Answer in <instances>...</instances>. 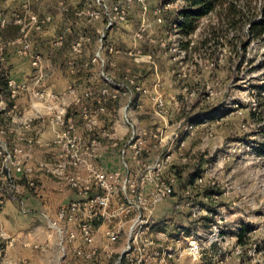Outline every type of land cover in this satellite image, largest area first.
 <instances>
[{"label": "rangeland", "instance_id": "obj_1", "mask_svg": "<svg viewBox=\"0 0 264 264\" xmlns=\"http://www.w3.org/2000/svg\"><path fill=\"white\" fill-rule=\"evenodd\" d=\"M117 1L102 0L108 5ZM151 1L156 3V8L153 5L154 9L150 13ZM147 2V13H144L140 3L132 2L127 10V21L117 23L111 28L106 27V13L99 0H0V16L14 19L20 14L25 17L24 20L27 16L24 26L27 39L33 44V53L38 49L36 47H40L41 41L49 40L46 45H49L52 56H46L43 77L39 79L38 84L51 81L55 77H51V69L55 71L56 67L61 69V76L67 80L68 66H72L70 60L71 63H79V60L89 58L91 52L89 44L86 45L88 41L82 48L86 51L84 56H78L79 53L71 47L74 54L69 51L67 59L61 57L58 47L63 44L59 41L64 28L74 27L72 33L69 30L71 36L67 35L69 42H76L82 36L86 37V34L92 32L91 29H96L93 28L95 25L100 29L99 35L105 33L103 49L113 55L110 60L114 65L105 68L103 61H94V70L102 73L105 69L108 71L104 72L105 75L112 77L115 82L125 83L124 86L132 82L133 85L147 90L146 94L135 92L134 86L132 94L120 90L118 102L127 99L128 104L130 100L135 101L137 98L136 101L142 104V108H136L134 102L130 106L131 118L135 124L140 128L161 133L164 137L163 143L167 145L166 149L172 148L175 155L173 165L167 173L175 174V171L181 170L178 171L181 176L177 177V192L191 183L190 180H194L206 170H211L212 166L219 162L221 166L211 173L212 180L216 182L213 189L221 194V197L210 207H225H221L219 211L225 210L223 216L226 221L223 227L227 229L226 241L230 256L227 264H264V155L256 152L258 149L264 150V35L257 38L250 33L251 24L245 20L241 21L238 15L233 13L228 18L226 16L227 9L232 5L237 11L242 8L251 15H258L264 0H219V6L211 14L186 18V21L184 16L181 17V12L191 9L187 0ZM94 7L101 12V16L93 20L95 24H89L94 22L89 21L85 13ZM60 9L65 13L64 18L60 16ZM156 9L162 10L161 23L157 21ZM28 12L40 19L47 17L43 14L50 13L54 16V19L51 17L50 20L53 23L51 25L48 22L41 29H37L36 25L30 23ZM181 20L186 23L179 27L177 23ZM22 34V26L0 28V73H5L10 78L15 65L13 61L23 65L29 64L25 59H20L26 56L19 53L22 44L12 43ZM32 52L29 55L31 57ZM34 71L32 65L25 81L31 83L38 80ZM7 77L2 79L6 80ZM158 95H161L167 106L168 111L164 118L155 113L151 100ZM2 97L5 99L4 95ZM1 107H5L4 104ZM253 112L256 114H252ZM112 114H115V120L118 113ZM120 117L123 119V113H120ZM140 117H147L143 119L144 124L141 123ZM205 118H209L208 125L199 124L193 133L185 130L187 121L192 119L201 123ZM2 123L5 126L8 121ZM182 140H185L186 144L182 151H179ZM183 158H187L189 162H183ZM199 162L201 170L196 174L192 167ZM191 171L195 175L190 174ZM187 178L188 183L185 184ZM19 181L23 183L25 179L21 178ZM195 198L201 199L203 196L197 194ZM199 201L203 203L202 200ZM207 206L203 205L200 220L192 223L196 231L209 228L214 220V215H211ZM188 213V209L183 212L175 209L172 217L181 226H191V223H188ZM251 226L254 231L241 237L245 253L238 261L233 253L238 239L235 234L241 228L246 231ZM123 244L122 240V243L108 242L105 246H96L103 252V247L108 245V249L113 252L112 258H107L104 252L101 257L106 264H114ZM59 249L60 256H63L60 245ZM66 249L67 252L68 246ZM42 254L40 249L36 253L40 257ZM69 254V258L78 259L72 251ZM218 257H223V254L219 255L217 250L209 248L203 251L199 260L193 261L190 257H185L183 264H217L215 259Z\"/></svg>", "mask_w": 264, "mask_h": 264}, {"label": "built area", "instance_id": "obj_2", "mask_svg": "<svg viewBox=\"0 0 264 264\" xmlns=\"http://www.w3.org/2000/svg\"><path fill=\"white\" fill-rule=\"evenodd\" d=\"M141 4L144 13L148 12V0H118L113 5L106 2L101 3L106 13V27L111 28L117 23L127 21V10L132 2ZM27 8V5H25ZM161 9H156L157 21L162 22ZM30 23L36 25L37 29L50 22L51 17L47 16L40 19L32 12H28ZM89 21L99 19L101 12L97 8H90L85 13ZM182 17V16H181ZM0 16V28H6L9 24L22 26L19 39L13 41V45L22 44L19 53L29 56L32 52V43L27 39L25 29V17L17 14L14 19ZM183 22V20L179 21ZM179 26V23H177ZM138 36H141L138 34ZM105 33L99 35L101 49L104 45ZM88 39L80 37L74 44L73 50L79 54ZM63 43V37L59 41ZM2 50V46H0ZM112 51V49H110ZM33 54V66L35 68V78L38 80L43 77V57ZM94 61H103L104 65H114L110 60H104L101 52H97ZM105 72V71H104ZM103 76L106 86L98 95V106H93L94 113H90L87 105L86 130L92 134L89 141H85L77 135L75 121L68 116V108L65 105V98L58 93H47L43 91L36 93L37 97L44 102L45 108L51 114L52 119L62 127V131L57 134L55 143L61 146V153L57 160L52 162H42L40 168L44 169L49 175L57 180L58 189L63 190L66 186L72 188L77 198L67 205L62 206L56 218L44 213L49 225L57 230L59 234V244L63 251V256L67 253L68 243L80 241L79 245H72L71 251L78 259L88 261L89 264H106L102 260V254L107 258H112L113 252L106 248L103 252L95 245L96 226L98 223L105 225V236L110 244L122 243L118 259L114 264H183L185 257H190L193 261L199 260L203 256L205 249L217 250L223 257L216 258L217 264H227L230 259L228 254L227 233L223 225L225 216L219 211L221 207H212L211 215L214 220L209 228L196 231L192 223L200 220L204 210L203 205L212 206L219 201L221 194L218 192L208 193V188H215L216 182L212 180V171L220 167L216 162L211 170L200 173L185 188L177 192L178 178L175 174H168L167 171L173 165L174 152L167 147L161 133L140 128L131 118V101L125 105L123 119L128 127L126 137L120 139L114 131L103 130L96 133L100 115L109 110L110 105L118 101V93L124 90L125 93L132 94L133 86L141 94H146L147 90L139 85L131 84L124 86L121 82H115L111 77ZM7 77L0 73V78ZM7 87L15 97L18 92L27 89L26 84H18L13 79L7 77ZM109 80V81H108ZM3 87L0 84V99ZM76 93L72 90V95ZM77 95L75 94L74 97ZM88 99L95 98V92L89 89L85 92ZM154 111L156 114L164 116L167 113V106L161 95L152 97ZM2 104V103H1ZM136 108H142L141 103L136 104ZM1 111V105H0ZM34 118H25L23 124L30 125ZM202 123L197 120L187 121L185 130L193 133ZM3 130L0 129V198L10 195L19 198L22 193L21 184L17 181V175L27 178V186L37 187L34 179L30 178L33 172L31 167H26L24 161L30 158L31 154L23 152L19 147H11L7 140L2 136ZM22 140V138H19ZM105 139L108 142H105ZM30 144L42 145L40 139L30 140ZM186 142L182 140L178 147L182 151ZM113 149L118 150L119 168L106 170L99 164L103 155ZM183 162H189L183 158ZM86 170L87 174H82L80 170ZM211 184V185H208ZM210 186V187H209ZM197 194H202L203 198L196 199ZM175 199L174 210L183 212L189 210L188 223L177 228L173 234L168 230L157 228L160 218L157 217V208L166 202ZM21 204L22 200L19 199ZM202 200L203 203H201ZM206 203V204H205ZM208 207V206H207ZM206 207V208H207ZM254 231V227L250 233ZM249 233V234H250ZM248 234V235H249ZM14 244V239L6 236L0 230V258L5 263L8 260V250ZM38 247V246H37ZM233 253L237 260L245 253L244 246L236 240Z\"/></svg>", "mask_w": 264, "mask_h": 264}, {"label": "crops", "instance_id": "obj_3", "mask_svg": "<svg viewBox=\"0 0 264 264\" xmlns=\"http://www.w3.org/2000/svg\"><path fill=\"white\" fill-rule=\"evenodd\" d=\"M153 5L156 8V3L152 2L150 13L152 9H154ZM60 10V16L64 18L65 13L62 9ZM43 15L54 19V16H51L52 14L50 13ZM149 16L151 17V14ZM50 23L52 25L53 22ZM89 24H95V22ZM62 25H64L63 22ZM93 28L96 29H91L92 32L86 34V38L88 39L86 45L89 44L91 52L89 58L88 60H79V63L78 61H74V64L71 63L70 60L72 66H68V71L66 70L69 74L67 80L64 76H61V69L56 67L55 71L51 69V72H53L51 77L54 75L55 77L48 83H28L25 80L31 72L33 58L31 56L20 57L22 60L25 59V61L29 63L28 65L13 61L15 65L14 69L11 71V79L18 84H26L27 89L18 92L14 97L11 89L9 87H4L1 96L4 95L5 99L1 97L0 105L4 104L5 107H1L0 111V123L2 124H0V129L3 130L2 136L7 140L11 147H19L23 152L31 154V157L26 158L24 163L26 167H31L33 169L30 178L34 180L37 178L35 181L38 184L37 187L30 188L27 186V178L23 175H17L16 179L22 187V193L19 195V198L17 199L8 195H4L0 198V230L6 236L14 239L13 246L8 250V260L10 263H5V261L0 258V264H89V262L85 260L69 258V253L71 252L70 248H72V245L81 244L80 241L68 243L69 249L67 253L64 256H60L59 234L57 230L49 225L48 220L43 215L44 213H47L50 217L56 218L59 209L72 200H75L77 195L69 186H66L60 191L58 189L57 180L39 166L42 162H52L58 159L61 153V146L57 145L55 141L57 139V134L62 131V127L52 119L51 114L45 108L46 104L37 97L36 93L43 91L44 94L58 93L62 95L65 98V105L68 108V116L75 121L77 135L82 137L85 141L90 140L92 134H90L85 127L87 119L84 107L85 105L89 106L87 107L89 112L94 113L95 110L93 109V106L96 107L99 105L98 95H100L102 89L106 86V80L103 73L104 71H107L103 69L102 73H100L94 70L96 64L94 62V57L99 51L104 60L110 59V56H113L110 55L109 51L105 48L101 49V43L99 41L100 29H98L96 25ZM73 29L74 27L64 28L60 34L62 35L61 37H63V44L58 47L61 57L63 56L66 58L67 52L69 51L74 54L71 47L75 41L71 40V42H69L67 38L68 34L71 36L69 30L72 33ZM48 41H41L40 47H36L35 45L36 49H38L34 50V53L43 56V66H45V63L47 62L46 56L48 58L52 56L50 54V48L48 49L49 45H46ZM85 52L84 49V51L78 56H84ZM103 66L106 68L109 65ZM19 74L22 76H18ZM89 89H92L95 92V98L88 99L85 97V92ZM72 90L76 91V93H74V95H77L76 97L72 95ZM5 100L7 104L5 103ZM123 100L119 102L116 101L110 105V108L106 113L100 115L98 127H96V133H101L103 130H115L118 138L122 139L126 137L128 127L120 117V113H124V107L127 102V99ZM135 103H139L138 100ZM113 112L118 113V115L115 116V120V114L113 115ZM24 117H32L34 120L28 126L23 124ZM144 118L146 119L147 117H140L142 124H144ZM3 121L4 123L5 121H8V124L3 126ZM201 123L202 126L208 125L209 118H205ZM20 137L22 140L19 139ZM35 139H40L42 145L29 143L30 140L33 141ZM105 142H108V140L105 139ZM119 163L117 149L105 153L99 160V164L106 170H115L119 168ZM80 172L82 174H87V171L83 169L80 170ZM21 178L25 179L23 183L19 181ZM19 199L22 200L23 204H21ZM174 202L175 199H172L169 202L161 204L157 208V217H172L175 213L173 208ZM104 232L105 225L98 223L95 235L97 246H105L108 243V239ZM106 247L108 249V245ZM106 247H103V249ZM39 249L43 253L42 257L36 255Z\"/></svg>", "mask_w": 264, "mask_h": 264}, {"label": "trees", "instance_id": "obj_4", "mask_svg": "<svg viewBox=\"0 0 264 264\" xmlns=\"http://www.w3.org/2000/svg\"><path fill=\"white\" fill-rule=\"evenodd\" d=\"M187 1L190 3L191 9L188 10V11H182L181 12V16L182 17L184 16V20L185 21L187 20L186 18H190V17L199 18V17H202V16L209 15L212 12H214L217 9V7L219 6V4H220L219 0H187ZM233 13L235 15H238L239 18L241 19V21L245 20L246 22H249L251 24L249 32L254 34V36H256L257 38H260V37H262L264 35V2L262 3L261 7L259 8L258 15H251V14L247 13L242 8L237 11V9H235V7L232 5L231 7H229L227 9V14H226L227 18H228V16L232 15ZM178 23H179V27H182V26H184V23H186V22H178ZM11 25H14V26H17V27L19 26V25H15V24H9L6 27L8 28ZM0 84L3 87V89H4V87L8 86L7 85V80H3L2 78H0ZM252 114L255 115L256 112H253ZM256 152H258L259 154L264 155V150H262V149H258ZM200 167H201V163L199 162L198 165H193V167H192L193 169L192 170L194 172H196V174H199L200 170H201ZM178 171L180 172L181 170L178 169L177 171H175V175L177 177L180 175ZM193 171H191L190 174L194 173ZM194 175H195V173H194ZM192 181L190 180V182H192ZM187 183H188V178H187V182L185 184H187ZM207 192L208 193L215 192V189L208 188ZM208 208H209L210 212H212V210H213L212 207L208 206ZM165 218H167V217L160 218V221L157 224V228H160V229H163V230H168V231H170L171 234H173V232L177 228H179L181 225L178 224L177 221H175L174 217H170V218H167V219H165ZM164 224H165V226H164ZM251 230H252V226H251V228H249L246 231H244V229L241 228L240 231H238V233L235 234L237 236L238 241H239L240 244L244 245V243L241 242V237L244 236L245 234H249L251 232Z\"/></svg>", "mask_w": 264, "mask_h": 264}]
</instances>
